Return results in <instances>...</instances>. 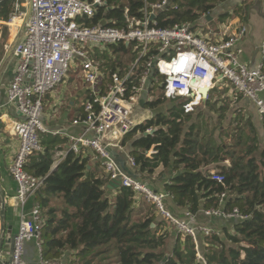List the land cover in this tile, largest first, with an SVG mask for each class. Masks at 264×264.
Instances as JSON below:
<instances>
[{"label": "built area", "instance_id": "built-area-1", "mask_svg": "<svg viewBox=\"0 0 264 264\" xmlns=\"http://www.w3.org/2000/svg\"><path fill=\"white\" fill-rule=\"evenodd\" d=\"M18 1L17 11L22 2ZM25 2L31 14L23 39L15 51L18 67L11 85L6 88V102L0 103V111L4 106L17 105L21 115L20 119L10 123V130L20 143L9 168L11 178L18 186L16 202L19 211L18 232L13 239L10 264H26L24 252L29 242H35L41 257L40 264H61L44 259L43 209L36 203L28 211V205L43 187L44 179L31 176L26 166L31 156L43 151L41 134L52 133L44 123V97L70 77L74 60L83 63L81 76L87 92L83 107L85 118L81 117L74 123L81 125L83 132L76 138H69L70 147L57 152L55 164L61 163L69 152L76 154L82 148H90L95 153L94 160L101 162L110 182L121 176L122 187L142 195L179 234L192 237L196 245L199 236L209 238L217 234L200 224L188 211L182 218L175 216L170 209L168 193L154 191L144 181L124 174L111 158L109 149L113 148L104 138L117 128L124 135L132 131L137 126H132L131 121L135 111L142 107V100L146 104L154 102L151 100L154 89L161 90L167 100H177L185 114H191L209 100L219 83L225 81L236 94L254 102L264 119V43L262 63L257 68H248L239 59L241 51L238 48L246 35L245 28L217 42L203 38L194 30L192 23L160 28L156 22L157 15L178 7L172 0H143L140 16L131 13L127 7L124 24L112 27L111 23L119 24L117 20L109 22L104 18L93 26L88 22L99 9L107 12L121 9L125 0ZM122 45L129 50L126 55L114 54L110 49ZM93 50L95 57L91 54ZM111 61L119 63L113 74ZM204 89H208L206 95L203 94ZM149 133L153 131L146 134ZM157 153L154 145L146 156L151 158ZM129 160L132 169H137L136 162L131 157ZM210 178L221 184L225 182V177L216 172ZM225 198L223 193L220 204ZM206 215L241 222L251 218L236 208L231 213L221 208L207 210Z\"/></svg>", "mask_w": 264, "mask_h": 264}, {"label": "trees", "instance_id": "trees-1", "mask_svg": "<svg viewBox=\"0 0 264 264\" xmlns=\"http://www.w3.org/2000/svg\"><path fill=\"white\" fill-rule=\"evenodd\" d=\"M151 1L156 0H148ZM172 2L178 7L157 15L160 28L195 24L226 0ZM143 6V0H125L121 9L110 12L99 9L88 24L93 26L106 18L119 23H111V27L123 25L127 7L140 16ZM239 12L237 9L235 13ZM110 49L114 54L129 52L123 45ZM118 65L112 62V74ZM206 104L218 114L212 128L190 119L191 115L185 114L177 103L165 110L161 100L154 101L149 106L158 110L157 115L128 133L124 145L133 143L130 155L140 174L153 176L159 168L177 172L166 192L178 208L192 215L201 209L221 208L231 213L236 208L251 216L249 220L224 228L223 237L217 234L204 237L201 242L202 246L207 245L201 254L204 261L198 256L193 238L180 235L168 256L166 247L171 237L165 232V223L156 221L152 205L147 215L140 216L143 212L133 209L137 193L126 187L117 189L115 199L111 200L107 193L109 178L97 168L90 170V161L77 153L69 152L54 171L57 152L70 142L59 134H41L43 151L30 157L26 171L44 179L35 198L45 221L44 259L58 260L62 251L69 249L78 253L80 264H103L109 258L116 260L111 264H264V151L257 156L260 140L251 120L236 117L225 127L229 106L218 107V103L211 101ZM148 131L153 133L145 135ZM137 134L141 136L135 138ZM154 145L158 153L148 158L146 152ZM214 172L225 177L224 184L210 178ZM223 193L227 198L220 204ZM242 252L246 255L244 259Z\"/></svg>", "mask_w": 264, "mask_h": 264}, {"label": "crops", "instance_id": "crops-1", "mask_svg": "<svg viewBox=\"0 0 264 264\" xmlns=\"http://www.w3.org/2000/svg\"><path fill=\"white\" fill-rule=\"evenodd\" d=\"M21 7L17 11L18 0H0V103L6 102V88L11 85L15 73L17 71V58L15 51L23 39L24 30L26 28L27 20L30 16V8L26 5L24 0H21ZM240 11L238 14L236 10ZM243 13V15H242ZM194 25V30L207 29L204 37L207 41H220L224 38L230 37L240 31L246 29V35L239 44L241 51L239 59L248 68H257L262 63L261 48L264 43V0H226L225 3L216 7L209 15L197 20ZM199 34V33H198ZM224 82V81H223ZM219 83L212 91L209 100L218 103V107L226 104L229 106L228 120L224 122V126L231 123L233 118L251 120L256 130V136L259 138L260 150L264 151V119L258 113L254 102L235 93L232 86L228 83ZM86 86L83 83L81 71L76 72L74 76L67 78L62 85L55 89V91L45 95L44 103L47 112L44 115V123L51 133L56 136L57 132L62 138L69 140L70 137H78L83 132V127L79 124H74L83 115L84 101L87 97L85 91ZM207 102V101H206ZM206 102L197 107V110L208 109ZM4 105V104H3ZM147 103L145 107H141L135 111L132 117V126H140L146 124L148 121L154 119L158 110L152 109ZM203 106V107H202ZM193 115V113L189 114ZM21 115L17 105L4 106L0 111V264H10V258L13 251L14 237L18 232L19 211L17 208L16 194L18 186L13 181L9 173V168L17 155L20 147L19 139L10 130V123L20 119ZM138 121V123H137ZM227 122V123H226ZM140 123V124H139ZM135 126V128L137 127ZM134 128V129H135ZM133 129V130H134ZM224 128L222 127L221 130ZM132 130V131H133ZM130 131V132H132ZM128 132V133H130ZM125 135L120 128L115 129V132L105 136V142L111 145L113 154L112 159L115 160L123 171L132 172L135 179L144 181L154 191L166 192V186L171 183L172 178L177 174L172 169L159 168L153 176L142 175L138 172V168L133 170L129 158L133 151V143L129 142L124 145ZM56 134V135H55ZM141 134H137L135 138H139ZM134 138V139H135ZM70 142V141H69ZM71 142L66 146L68 149ZM261 152L259 151V154ZM77 155H82L90 161L89 169H96L106 176L101 162L94 160V151L90 148H82ZM60 164V163H59ZM59 164L53 167L57 169ZM212 170V169H211ZM55 171V170H54ZM206 170H204L205 172ZM144 176V177H143ZM108 177V176H107ZM146 177V178H145ZM108 196L111 200L116 197V191L107 189ZM167 193V192H166ZM137 202L133 208L135 211L143 212L140 216H145L149 213L151 206L147 203L144 197L140 194L136 196ZM37 202L35 199L30 201L28 211H30ZM170 209L179 218H182L187 210L180 209L169 200ZM205 202L203 203V205ZM213 210V209H210ZM4 211V220H3ZM157 222L165 223V232L171 237L172 246L168 250V256H171L177 244L179 234L177 229L169 222L161 218L155 208L152 210ZM205 209H201L194 215L196 220L214 231L218 236L223 237V229L233 226L236 220H226L219 216L209 217L206 215ZM154 226V227H153ZM156 225H152L155 228ZM233 233V231H232ZM204 237L199 236L197 243V250L201 260L204 261L202 254L203 248L207 245H201ZM201 240V241H200ZM242 258L246 255L242 252ZM114 258V256H112ZM24 260L26 264H40L41 257L35 242L27 243L24 252ZM57 261L61 264H80L78 253L72 250H64ZM103 264L116 263V260L111 258L106 259Z\"/></svg>", "mask_w": 264, "mask_h": 264}, {"label": "rangeland", "instance_id": "rangeland-1", "mask_svg": "<svg viewBox=\"0 0 264 264\" xmlns=\"http://www.w3.org/2000/svg\"><path fill=\"white\" fill-rule=\"evenodd\" d=\"M205 32H207V29H202V30H198V33L202 36V37H204V34H205ZM108 52H110V50L109 51H107V52H105V53H108ZM91 54H92V56L93 57H95V54H96V52H95V50H93L92 52H91ZM82 66H83V63H82V61H80V60H74V62H73V64H72V69H71V74H70V77H72V76H74V74L78 71V72H80L81 71V69H82ZM224 84H227V82H223ZM151 100L152 101H158V100H161L162 101V103H163V105H162V107L165 109V110H167L171 105H173V104H175L176 102H177V100H173V101H170V100H167L164 96H163V94H162V91L161 90H159V89H154V91H153V96H152V98H151ZM201 105H203V103L201 104ZM200 105V106H201ZM203 107V106H202ZM47 112V110H46V107H45V113ZM217 118H218V114L217 113H215V112H211L209 109H203V110H197V109H195V111L193 112V115L192 116H190V119H192L193 121H201L203 124H207V125H209L211 128H212V126H213V124H215L216 123V121H217ZM192 121V122H193ZM137 123H138V121H137ZM227 123V122H226ZM140 124V123H139ZM228 126V123H227V125H225V127H227ZM216 134H217V136H218V134H219V129L216 131ZM263 150V149H262ZM262 150H260V152L262 153L263 151ZM259 153H257V156L259 157ZM171 239V238H170ZM170 239H169V241H168V244H170L171 243V241H170ZM173 246V245H172ZM172 246H168L167 245V247H166V253L168 252V250H170V248L172 247ZM174 247H175V245H174ZM168 255V254H167Z\"/></svg>", "mask_w": 264, "mask_h": 264}, {"label": "water", "instance_id": "water-1", "mask_svg": "<svg viewBox=\"0 0 264 264\" xmlns=\"http://www.w3.org/2000/svg\"><path fill=\"white\" fill-rule=\"evenodd\" d=\"M30 14H31V11H30ZM153 18V17H152ZM207 92H208V89H204L203 90V94L204 95H206L207 94ZM145 105H146V101H144V100H142V102H141V106L142 107H145ZM145 135H148V134H145ZM109 152H110V154H113V151L111 150V149H109ZM111 158H112V156H111ZM120 167V166H119ZM121 169V171L124 173V174H126L129 178H131V179H135L134 177H133V174H132V172H130V171H128L129 173H127V172H125V171H123L122 170V168H120ZM54 170H56V169H54ZM136 180V179H135ZM122 177L121 176H119L116 180H114V181H111L109 184H108V186H107V189L108 190H110V191H116L117 189H120V188H122ZM3 220H4V211H3ZM154 227V226H153ZM166 262V261H165Z\"/></svg>", "mask_w": 264, "mask_h": 264}]
</instances>
